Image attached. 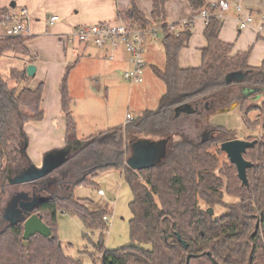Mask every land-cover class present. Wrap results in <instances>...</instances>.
Listing matches in <instances>:
<instances>
[{"label": "trees", "instance_id": "1", "mask_svg": "<svg viewBox=\"0 0 264 264\" xmlns=\"http://www.w3.org/2000/svg\"><path fill=\"white\" fill-rule=\"evenodd\" d=\"M168 2L153 0L152 19L162 29L166 58L163 69L153 67L166 86L155 110H145L125 125L79 139L69 86L77 63L67 67L61 85L66 144L55 153L65 154L62 167L70 166V185L64 182L51 189L35 186L27 193L42 198L27 218L39 216L51 230L49 237L37 234L24 240V221H7L0 203V264H84L67 255L62 247L57 234L61 213L75 215L88 230L101 231L96 246L101 264H264V62L260 67H251V51L232 55V45L220 38L224 21L218 16V8L205 0H188L198 15L203 10L210 13L204 32L208 45L200 67L181 68L179 57L189 46L194 19L169 25ZM7 16L12 17L9 10L0 9V21ZM119 20L132 27H152L135 2L119 13ZM29 39L0 38V165L2 156H7L0 168L2 197L8 192L9 174L37 169L27 154L29 138L24 126L45 117L44 85L36 89L29 85L27 67L35 61L27 47ZM4 66L7 70L3 72ZM234 74H238L236 78ZM256 100V104L249 105ZM234 104L240 107L248 130L257 125L261 128L259 136L247 138L257 141L245 154L254 165L248 170V186L242 185L235 165L220 159L221 144L235 140L237 132L209 122L206 128L199 119L202 109L212 116ZM184 105H191L197 112L191 117L203 131L198 141L184 135L180 141L171 138L176 110ZM252 113H258V119L253 120ZM15 134L18 148L8 154L4 149L6 139ZM135 137L169 139L166 155L148 167L131 168L127 159ZM111 171L122 173L133 194L132 244L115 250L104 245V231L108 229L105 217L110 210L91 209L93 203L74 195L76 187L95 186L98 177ZM227 196L236 201L227 202ZM216 208H224L226 213L217 216Z\"/></svg>", "mask_w": 264, "mask_h": 264}, {"label": "crops", "instance_id": "2", "mask_svg": "<svg viewBox=\"0 0 264 264\" xmlns=\"http://www.w3.org/2000/svg\"><path fill=\"white\" fill-rule=\"evenodd\" d=\"M205 1L209 4L219 1H226L230 4L228 10H218L224 21L220 38L223 42L232 45V55L251 51L248 59L249 65L260 67L264 62V34L259 33L258 28L263 24L264 0ZM132 2H135L152 26L145 50L147 67L144 83L135 85L143 87L145 99L140 97L136 101L135 98L130 100L132 101L130 107L133 105L141 113L145 110H155L166 91L165 84L153 71V67L163 69L166 61L162 44V29L152 19L153 0H0V9L9 10L15 18L19 17L23 9L28 11L26 26L30 39L27 42V47L35 57V61L29 65L32 64L37 68L29 85L32 89L38 88L41 84L44 85L42 109L45 117L42 121L31 122L24 126L29 138L27 154L37 169L43 168L46 153L63 149L66 144L67 125L62 111L61 85L69 65L77 63L69 80L70 93L74 100L73 116L77 123V138L83 139L127 123V115L131 113H127L122 120L110 114L109 96L110 90L116 89L117 84L122 82V72L129 68L128 63L124 60L125 53H119L115 61H109L104 50L92 44H73L68 42V38L76 27L82 25L120 21L119 13L126 11ZM238 6H241L242 9L238 10ZM166 9L169 25L194 19L189 46L181 52L179 65L183 69L200 67L203 50L208 45L204 35L206 19L193 11L188 0H169ZM52 17H58L59 20L52 23L50 20ZM248 17L253 18V23L241 30L240 21L246 20ZM100 86L105 89V95L101 94ZM155 90L159 92H155ZM152 92L154 94L150 99L147 95ZM147 98L148 101L145 103ZM150 102L152 105L157 104V107L149 108ZM196 114L197 112L192 115L176 113L174 127L178 126L180 122L190 120L191 116ZM131 115L133 118L137 117ZM187 116L191 118H187ZM208 118L210 120V116ZM174 134L187 136L182 129L176 130ZM144 140L149 141L152 145L149 148L150 152L147 149L143 151H146V154L151 153L150 156L146 155L147 162L157 163L160 158L158 147H162L160 143L163 141H167V145L165 144L167 147L169 139L151 140L145 138L140 141ZM133 154L131 148L128 159L132 158ZM61 155L58 153L53 157ZM57 162L59 167L62 166L63 163ZM119 173L122 175L121 172ZM28 183L24 184L29 185ZM99 190L101 189L99 188ZM34 198L36 197H33L31 201Z\"/></svg>", "mask_w": 264, "mask_h": 264}, {"label": "rangeland", "instance_id": "3", "mask_svg": "<svg viewBox=\"0 0 264 264\" xmlns=\"http://www.w3.org/2000/svg\"><path fill=\"white\" fill-rule=\"evenodd\" d=\"M0 31H3V29L1 28ZM124 60L128 63V56L126 54H124ZM2 69L3 72L4 70H7L5 66ZM122 79V82L117 84L116 89L112 88L110 90L109 95L111 106L110 114L114 115L119 120L125 118L127 113L138 116L140 113L133 105L130 107V104L132 103L130 100H134L135 98L136 101L140 99V97L145 99L143 95V87L132 85L125 81L123 77ZM100 88L101 94L105 95V89L103 86H100ZM156 91L158 90H155V92ZM153 94L154 93L152 92L151 94H148L147 97L151 99ZM148 98L145 100V103L148 101ZM257 102L258 100L251 101L249 105H254ZM149 104V108L155 109L157 107V104L152 105L151 102ZM202 110L203 111L201 112L199 119L204 122L206 128L208 127L209 122L213 126H223L228 129L235 130L237 132L236 139L240 140H247V138L250 136L260 135L261 128L259 125H257L253 130H248L245 127L242 111L240 107H237V105L234 108H230V110L225 113L215 114L219 112L215 111L214 114L210 116V120L208 118L209 114L207 111L204 109ZM258 115V113H252L251 118L253 120L258 119ZM261 120L262 118H259V121ZM178 129L184 130V133L187 135L186 137L196 141L201 138L203 133L199 124L195 122L194 118L180 122L178 126H173L172 132L176 133V130ZM171 138L174 141H180L184 138V136L181 134H174ZM138 139L142 140L145 138H137L133 141L132 146L138 141ZM17 148L18 139L16 134L13 136H8L4 146L5 151H7L8 154H11V152H14ZM55 151L56 150L46 153V164H44L43 168H31L32 170H28L24 173L21 172L22 180H25L26 178L30 180L28 183L29 185H25L23 183L14 184L13 181H16L15 177L18 176V174L15 172L8 175L10 179V182H6V185H8V192L5 197L0 196V203L4 208V211H6L10 206L11 200L16 194L21 193L28 195L27 193L30 192L35 186L44 189L48 187L51 189L52 187H57L58 185H64V182L65 185H70L67 181V177L69 176L68 170L70 169V166H56L57 161H60L61 163L66 161L65 154L60 152L62 154L60 157H53L58 154L57 152L55 153ZM213 151L216 152L217 148H214ZM220 159L221 162L230 163L224 152L222 153V156H220ZM53 160L56 161H54V164L52 162ZM1 161L0 168L4 167L7 161V156H2ZM95 183V186L76 187L74 189V195L77 198L93 203L89 205L91 209H98L100 207L110 210V214L108 216V229L104 231V245L107 249L115 250L131 245L132 239L130 234V221L133 217L130 210V203L133 200L131 188L126 183L124 176H122L118 171H111L102 174L95 180ZM99 188L105 192V196H99ZM33 197L36 196L31 195L27 197L22 196L20 198H15V203L20 209L24 200H31ZM226 201L235 202L236 199L227 196ZM215 212L217 216H221L226 213V210L224 208H216ZM57 234L67 255L81 259L84 264H101V256L96 250V246L101 240L100 230H88L75 215L61 213L58 218Z\"/></svg>", "mask_w": 264, "mask_h": 264}, {"label": "built area", "instance_id": "4", "mask_svg": "<svg viewBox=\"0 0 264 264\" xmlns=\"http://www.w3.org/2000/svg\"><path fill=\"white\" fill-rule=\"evenodd\" d=\"M211 6L218 8L220 11H226L230 8V4L226 1H219L211 4ZM241 9L242 7L238 6V10ZM200 15L206 21L210 17V13L207 10H203ZM27 16L28 11L23 9L18 18L7 16L4 21H0V29H3V31H0V38L28 37ZM218 16L223 19L221 13H218ZM50 20L53 23L58 21L59 18L52 17ZM251 23H253V18L248 17L246 20L240 21L239 27L243 30ZM171 30L177 31L174 27ZM258 31L264 34V16L263 24L258 28ZM151 32L150 28L132 27L123 21L103 22L76 27L68 38V42L82 45L92 44L104 50L109 61H115L119 53H125L128 56L129 68L122 72V77L130 84L140 85L144 83L145 79L144 74L147 67L145 50L147 37ZM133 119L131 114L127 115V122ZM98 194L105 196L103 190H99ZM105 220L108 221V217H105Z\"/></svg>", "mask_w": 264, "mask_h": 264}, {"label": "water", "instance_id": "5", "mask_svg": "<svg viewBox=\"0 0 264 264\" xmlns=\"http://www.w3.org/2000/svg\"><path fill=\"white\" fill-rule=\"evenodd\" d=\"M36 71H37V68L32 64L27 67V74L29 77H33ZM237 75L234 74L232 75V77L236 78ZM235 106L236 104L232 105L231 108H234ZM229 110L230 108L222 109V110H219L218 113H225V112H228ZM176 113L177 114L187 113V114L192 115V114H195L196 111L192 108L191 105H184L182 107H179L176 110ZM165 144L167 145V141L161 142L160 145H162V147H158V150H159L158 156L160 157L158 162L161 161L166 155L167 147H165ZM256 144H257V141L235 139L232 141L224 142L220 146L221 151L226 154L230 163L235 165L237 172H238V177L241 180L243 186L249 185L248 170L254 166L252 162L245 159V154L247 153L249 149L254 148ZM151 146L152 145L149 141H146V140L137 141L132 146L134 154L132 158H129L127 160V165L136 170L153 165L154 163H148L146 159V155L150 156L151 153L146 154L145 153L146 151L143 152L146 149L147 151L149 150L150 152L149 148ZM161 152L162 154L160 155ZM55 162H53V164ZM45 164H46V161H45ZM56 166H59L58 162L56 163ZM28 170H32V169H27L24 172ZM21 176H22V173L19 176L15 177L16 181H13V183L14 184L15 183L24 184L30 181L27 178L25 180H22ZM22 196L27 197L28 195L18 193L12 198L10 206L5 211V219L7 221L12 222L13 224L18 223L19 221H24V229H25L24 240L26 241L37 234H40L46 237L51 236L50 228L46 224L43 223L42 219L39 216L32 215L27 218V216L32 211H34V209L38 206L42 198H34L33 201L28 200V199L26 201L24 200L25 202L24 201L22 202L21 208L19 209L17 204L15 203V198H20ZM210 213L211 215L214 214L213 209L210 210Z\"/></svg>", "mask_w": 264, "mask_h": 264}]
</instances>
